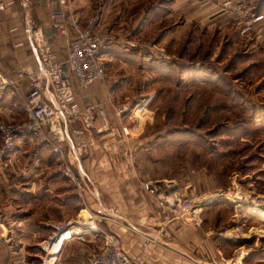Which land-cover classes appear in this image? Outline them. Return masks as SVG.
Segmentation results:
<instances>
[{"label": "crops", "instance_id": "1", "mask_svg": "<svg viewBox=\"0 0 264 264\" xmlns=\"http://www.w3.org/2000/svg\"><path fill=\"white\" fill-rule=\"evenodd\" d=\"M9 1L13 3L0 11V73L6 79L16 80V85L0 89V120L15 123L26 119L24 97L29 92L28 81L20 79L19 75L34 70L39 63L32 30L42 31L60 61L66 58L73 33L69 31L64 36L53 28L52 14L60 11L59 0H0ZM191 6V0H66L67 15L75 16L81 26L99 9L103 22L115 19L119 24H132V29L134 25L151 22L156 14L166 19L182 17L180 26L185 28L192 15L185 14L184 10H191ZM133 8L138 10L133 13ZM151 8L153 11L149 13ZM179 9H183L182 14L177 13ZM102 56L105 62L107 52ZM75 96L82 106L103 103L106 119L112 126L106 129L99 116L94 129L84 130L75 124L86 142L87 155L80 162L71 157L70 163L72 168L86 169V189L83 190L86 199L82 198L80 203L76 188H65V181L70 185L74 184L73 179L67 177L63 163L51 146L38 143L32 146L27 144L30 139H20L5 162L6 168L0 169V264L25 259V245L45 241L53 223L75 219L82 211L96 215V226L103 233L116 235L122 252L130 259L141 256L143 264L233 263L238 251L225 245L240 242L234 235L233 239L228 235L226 225L238 217L239 206L216 199V193L212 192L216 189L213 179H198L203 182L202 190L211 192L201 207V225L183 222L171 205L192 194L193 182L155 175V147L159 143L155 136L158 133L149 127L130 125V135L124 136L123 122L105 102L109 92L104 83L96 82L85 90H76ZM13 179L22 181L19 186L27 187L22 201L12 189ZM36 180L38 184H34ZM79 181L83 187V179ZM145 183L157 188V194L144 190ZM17 202H23V206ZM220 213H225V217ZM160 228L167 234L163 241L165 247L142 251L143 238L139 232L149 233ZM221 229L226 230L221 232ZM84 237V243L68 242L57 264H86V253L103 245L102 236L86 233Z\"/></svg>", "mask_w": 264, "mask_h": 264}, {"label": "rangeland", "instance_id": "2", "mask_svg": "<svg viewBox=\"0 0 264 264\" xmlns=\"http://www.w3.org/2000/svg\"><path fill=\"white\" fill-rule=\"evenodd\" d=\"M191 4V10H184L192 15L185 28L180 26L182 17L166 19L156 14L151 22L132 29V24L115 19L103 22L101 10L95 9L92 18L111 30L115 41L103 51L107 52L106 78L100 82L109 92L105 102L113 111L150 100L146 116L136 115V120L125 113L120 120L158 133L155 175L192 179L194 189L188 199L201 207L211 192L202 190L198 179H213L216 199L239 206L238 217L226 225L228 235L240 242L223 244L238 251L230 263L264 264V218L253 212H264V0H191ZM179 10L182 14L183 9ZM153 46L163 51L156 52ZM102 104L96 105L104 108ZM30 140L27 144L38 143ZM84 149L79 162L86 159L87 146ZM59 160L74 183L70 186L65 181V188L75 187L82 203L85 167L69 166V173L68 163ZM20 184L13 179L12 189L22 201L27 187ZM91 214L82 211L63 224L82 222ZM43 241L25 245V259L11 264H40ZM74 241L84 243L86 238Z\"/></svg>", "mask_w": 264, "mask_h": 264}, {"label": "built area", "instance_id": "3", "mask_svg": "<svg viewBox=\"0 0 264 264\" xmlns=\"http://www.w3.org/2000/svg\"><path fill=\"white\" fill-rule=\"evenodd\" d=\"M59 2L60 11L52 14L53 28L64 36L69 31L73 33L66 58L60 61L42 31L39 28L32 30L31 38L39 56V63L34 70L19 75L20 79L25 78L29 84V92L24 97L26 119L15 123L0 122V169L5 166V158L15 150L20 139H33L39 144L51 146L53 153L68 163L66 171L70 173V158L78 160L82 153H86L84 149L86 145L75 124L84 130L94 129V123L99 116L106 129L112 127L101 106L89 104L82 106L75 96L76 90H85L91 84L106 78L102 55L103 51L115 42L112 32L107 27L98 25L95 18H91L81 26L75 16L67 15L66 0ZM11 3L13 2H0V11ZM153 49L156 52L163 51H159L157 46H153ZM15 85L16 80L6 79L0 73L1 90ZM149 101L146 100L134 107L128 105L116 107L113 110L114 115L122 119L126 113L130 118L137 120L145 114ZM136 115L139 117L137 118ZM122 122L121 132L124 136H129L130 125L127 121ZM64 149H66L65 154ZM143 188L151 195H156L158 192V189L149 183H145ZM171 209L174 213L176 210L179 212L183 222L193 226L200 225L199 203L188 198L177 199L171 205ZM97 218L96 215L91 214L85 222L53 223L52 232L40 247L42 250L40 264H55L66 244L74 240L84 241L86 233L100 235L103 238V245L99 249L86 254V264H143L141 256L128 258L121 250L119 238L111 233H103L96 226ZM139 234L143 238L142 251L157 246L165 247L163 241L167 234L164 229L151 230L149 233L139 232Z\"/></svg>", "mask_w": 264, "mask_h": 264}, {"label": "bare ground", "instance_id": "4", "mask_svg": "<svg viewBox=\"0 0 264 264\" xmlns=\"http://www.w3.org/2000/svg\"><path fill=\"white\" fill-rule=\"evenodd\" d=\"M254 213H255V215L256 216H258V217H260V218H264V212L263 211H261V210H254L253 211ZM89 219V218H88ZM85 221H87V219H83L82 220V222H85Z\"/></svg>", "mask_w": 264, "mask_h": 264}]
</instances>
